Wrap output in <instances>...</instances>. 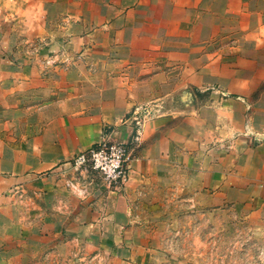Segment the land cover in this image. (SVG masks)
Returning <instances> with one entry per match:
<instances>
[{
	"label": "rangeland",
	"instance_id": "obj_1",
	"mask_svg": "<svg viewBox=\"0 0 264 264\" xmlns=\"http://www.w3.org/2000/svg\"><path fill=\"white\" fill-rule=\"evenodd\" d=\"M102 109L91 146L124 144L129 171L164 134L181 145L167 183L132 192L129 257L68 231L111 190L59 160ZM262 141L264 0H0V264H264V196L219 172Z\"/></svg>",
	"mask_w": 264,
	"mask_h": 264
},
{
	"label": "crops",
	"instance_id": "obj_2",
	"mask_svg": "<svg viewBox=\"0 0 264 264\" xmlns=\"http://www.w3.org/2000/svg\"><path fill=\"white\" fill-rule=\"evenodd\" d=\"M106 112L102 109L89 116L88 120L86 119L81 126L75 129V136L71 140L72 144L68 147V152L59 156V160L64 161L62 167L67 165L66 161L71 160L76 153L87 149L101 139L103 123L115 120L113 115ZM150 125L148 123L145 135L154 131L155 126L149 128ZM179 148H181L179 141L172 138L170 134H164L161 138L144 147L142 152L132 161L125 185L116 189L97 192L98 195L95 194L96 196L92 195L87 200H81L83 202L82 208L69 221L68 231L76 238L90 239L93 244H109L111 247H115L116 252L122 257L131 256L133 246L140 244L143 239L142 236L140 237L143 225L135 222L133 214L132 192L155 181L162 183L161 180H163V183H167V166L164 157L167 152L172 153ZM196 154L198 156V151ZM200 162L198 164L197 158L196 171L199 169L197 165L202 167L203 158L200 159ZM209 164H211L212 173L214 167H216V171L226 167L224 163L221 164L220 162H209ZM225 169L219 172H228L229 193L236 190L247 192L248 189H252V191L255 189L256 195L264 196L263 141L251 155L239 157L233 164H228ZM173 178L172 174L169 175V179Z\"/></svg>",
	"mask_w": 264,
	"mask_h": 264
},
{
	"label": "built area",
	"instance_id": "obj_3",
	"mask_svg": "<svg viewBox=\"0 0 264 264\" xmlns=\"http://www.w3.org/2000/svg\"><path fill=\"white\" fill-rule=\"evenodd\" d=\"M129 154L119 141L102 140L72 158L71 166L97 172L108 188L121 187L129 175Z\"/></svg>",
	"mask_w": 264,
	"mask_h": 264
}]
</instances>
